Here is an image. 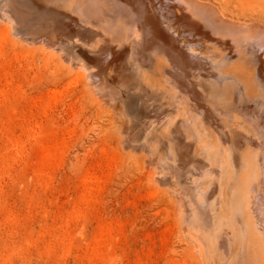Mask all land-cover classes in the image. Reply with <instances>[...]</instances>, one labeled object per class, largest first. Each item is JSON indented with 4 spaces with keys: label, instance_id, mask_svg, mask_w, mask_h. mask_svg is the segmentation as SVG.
<instances>
[{
    "label": "rangeland",
    "instance_id": "1",
    "mask_svg": "<svg viewBox=\"0 0 264 264\" xmlns=\"http://www.w3.org/2000/svg\"><path fill=\"white\" fill-rule=\"evenodd\" d=\"M24 1L34 7L28 18L40 19V11L50 9L37 0ZM208 1L235 20L264 23V0ZM55 19L51 31L60 41L73 22L66 15ZM18 35L0 19V264H198L179 234L175 200L161 181L150 178L145 150L141 156L119 144L115 125L107 121L109 100L98 93H93L97 102L87 96L77 60L69 57L77 65L70 64L69 71V58L59 56L63 62ZM90 44L84 41L81 52L94 61L96 46ZM157 86L168 114L152 115L148 98L126 89L135 100L136 118L144 121L133 136L142 141L144 132L153 130L163 135L175 151L163 176L181 178L178 187L195 203L218 211L221 185L212 176V156L205 161L197 140L171 120L180 108L175 93ZM222 137L232 141L227 131ZM235 147L239 168L243 154ZM191 185L202 192L195 195ZM204 225L213 233L211 221ZM217 240L218 251L229 259L227 236L218 233Z\"/></svg>",
    "mask_w": 264,
    "mask_h": 264
},
{
    "label": "bare ground",
    "instance_id": "2",
    "mask_svg": "<svg viewBox=\"0 0 264 264\" xmlns=\"http://www.w3.org/2000/svg\"><path fill=\"white\" fill-rule=\"evenodd\" d=\"M37 1L50 6L40 11V19L27 17L34 7L24 0H0V19L29 46L77 60L87 96L94 101L93 93H98L109 100L107 121L115 125L121 147L141 151L138 154L145 150L151 180L161 181L164 192L175 200L179 234L197 263L264 264V23L235 20L208 0ZM61 15L70 17L74 28L66 26L65 38L59 41L51 24ZM84 41L96 46L93 52L99 60L85 59ZM253 42L260 47L255 49ZM157 85L175 93L180 108L171 120L184 127L187 138L197 140L205 161L212 156L211 174L221 185L218 211L206 202L198 205L178 187L181 176H163L175 159L163 135L153 130L144 132L142 141L133 136L144 121L136 118L135 100L126 89L147 97L152 115L168 114L160 105ZM99 103L100 111L104 105L100 109ZM225 131L230 143L223 140ZM230 145L243 154L239 168ZM191 186L195 195L202 192ZM205 220L212 222L213 233L205 230ZM218 233L227 236L229 259L217 249Z\"/></svg>",
    "mask_w": 264,
    "mask_h": 264
}]
</instances>
